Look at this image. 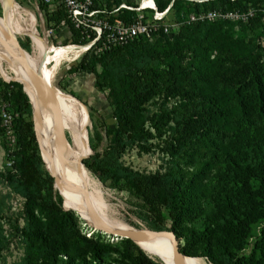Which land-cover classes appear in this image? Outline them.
<instances>
[{"label": "trees", "instance_id": "1", "mask_svg": "<svg viewBox=\"0 0 264 264\" xmlns=\"http://www.w3.org/2000/svg\"><path fill=\"white\" fill-rule=\"evenodd\" d=\"M102 1L108 10L121 3L120 0H100V7ZM36 5L44 16L45 26H54L64 17L60 7L47 13L41 0H36ZM160 5L157 4L156 10L162 12L165 9ZM192 5L197 6V3ZM263 6L264 0H217L216 7L201 12L251 9L254 14L244 23L195 22L179 27L183 32L193 25L260 28L253 45L247 41L246 46L241 47L239 40L229 31L215 30L192 47L189 62L194 87L208 88L210 94L205 95L199 105L205 119L204 132L189 148L186 171L180 175H146L123 167L120 153L125 143L120 130L130 115L152 96L134 94L139 90L142 93L139 76H145V83L153 80L157 75L154 67L169 54L162 43L183 48V33L170 30L164 34L160 30L150 39L138 37L94 56L101 68L100 75H95L94 89L99 92L107 87L116 104L112 111L116 128L111 135L107 133L102 117L87 107L90 123L99 140L94 163L112 180L125 181L141 198L152 219L150 229L163 230L166 219L169 223L167 230L182 242V245L178 243L179 252L195 258V252L203 250L201 256L211 264H239L235 253L242 250L243 241L236 239L231 243L227 237L241 232L253 200L264 191V70L256 65L259 41L264 36V17L258 12ZM182 16L180 21L186 17ZM113 17L124 23L135 18L133 11L127 10H119ZM65 28L69 41L76 44V33L68 22ZM19 45L28 50V38L25 37V43ZM87 57L83 56L80 67L93 74L92 67L82 63ZM238 61L243 64L246 82L242 80L226 87L223 92H213L211 88ZM17 94L23 113L30 117L31 105L27 95L23 89H18ZM98 127L105 132L104 141ZM20 130L24 139H34L36 150L33 149L32 161H21L0 175L6 188L23 201L19 212L22 225H17L11 235L22 251L16 264H161L148 258L128 239L110 245L80 235L74 212L64 211L58 202L52 200L53 181L48 170L42 169L33 122L23 123ZM56 192L61 201L59 192ZM6 213L0 201V221L8 220ZM3 243L0 238V248ZM253 247L259 258L250 264H264L263 233L255 239Z\"/></svg>", "mask_w": 264, "mask_h": 264}, {"label": "rangeland", "instance_id": "2", "mask_svg": "<svg viewBox=\"0 0 264 264\" xmlns=\"http://www.w3.org/2000/svg\"><path fill=\"white\" fill-rule=\"evenodd\" d=\"M143 1L148 0H120L128 7L127 11H133L134 17L139 14L134 9H137ZM153 2L155 7L157 4H161L163 10L167 9L168 6L170 7L160 23L173 27L170 29L171 31L183 33V48L162 43V46L169 50V54L168 56L164 55L165 57L161 58L154 67L156 77L145 83V76H139L138 81L142 83L140 85L142 93L139 90L134 94L152 96L130 115L131 118L127 124L120 130V137L125 143V147L120 153V162L123 167L146 175H180L186 171L185 161L189 148L204 132L205 119L199 110V105L203 101V97L205 98V95L210 94L208 88L194 87L189 62L192 47L202 39L209 37V34L215 30L229 31L235 39L239 40L241 47L246 46L247 41L249 45H253L260 28L230 27L222 24L214 26L193 25L191 29L183 32L179 29V18L182 15L198 14L204 9L216 7L217 0H153ZM193 3H197V6H193ZM143 4L146 8H154L153 4L150 6H146V3ZM108 8L107 5L102 4V9L108 10ZM2 11H4L3 18L6 25L1 24V27H3L7 37L8 32H11L14 42L18 45L19 43L24 44L25 37H27L29 49L20 47L27 61L35 65L39 57L45 58L46 61L43 65H45L47 75L55 86L53 89L63 94L76 112L78 106L75 101L79 105V116L85 128L89 148L88 155L81 162L83 171L77 188L78 195L82 198L85 206L95 212L99 218L126 229L153 230L149 226L152 219L141 198L131 190L125 181H114L107 174L102 173L101 168L93 160L94 152L99 146V140L95 136L90 119L88 121L86 119L84 108L86 111L87 107L91 108L102 117L109 135L116 128V121L112 115L116 106L114 99L109 95L107 87H103L99 92L94 89L95 75L101 73V68L94 59V56H98L99 53L91 51L83 54L76 49L69 48L70 41L66 36V29L46 37L43 33L45 24L43 25L38 16L39 10L36 0H14L13 5L6 4L5 0H0L1 17ZM140 13L144 15L145 20L151 19L154 14L152 10L141 11ZM160 13L157 11V16ZM33 32L35 36H32ZM259 42L260 46L256 52V65L264 70V36ZM63 51L66 53L57 60L56 57ZM84 55L88 57L87 61L82 63L91 66L94 75L81 69L80 63ZM242 66L243 64L238 61L237 65H234L230 72L224 74L219 83L211 88L212 91L218 92L220 90L223 92L226 87L233 86L236 82H242V80L246 82V74ZM21 86L13 78L11 72L6 69L4 60L0 59V105H3L12 117L10 134L7 133V129L2 126L0 120V175L21 161L30 163L33 149L36 150L33 137V140L24 139L23 132L20 130L23 123H31L32 121L31 116L23 113L20 105L17 91L18 89L22 91ZM32 122L35 131H39V125L35 120ZM97 131L101 133L104 141L105 132L103 129L98 127ZM42 143H44L43 138ZM44 145L46 144L44 143ZM42 152V154L39 153L40 158H43H41L42 169L47 171V165H45L47 163L58 173L61 169V162L55 160L52 155L47 157L43 149ZM44 191H47V188H44ZM56 191L59 192L61 201L58 199ZM52 196L54 202H58L64 211H68L64 209V201L59 187L54 188ZM0 201H2L4 211L7 212L6 215L8 216V220L0 221V238L4 240L3 246L0 248V264H16L22 251L17 240L12 239L11 235L17 225L19 227L22 225L19 212L23 201L6 188L1 176ZM73 215L80 235L86 238H95L102 244L113 245L117 243L118 240L94 231L80 216L75 213ZM164 220L165 228L163 230H167L169 223L166 219ZM241 228L239 234H231L227 237L231 243H234L236 239L243 241V248L235 253L237 256L235 258L239 264L257 262L259 257L256 256L257 252L253 244L256 238L262 233L264 234V191L257 194L256 199L253 200L252 209ZM178 243L182 245L181 241ZM195 253L197 255L195 258L199 259L200 264H211L206 257L201 256L203 250Z\"/></svg>", "mask_w": 264, "mask_h": 264}, {"label": "bare ground", "instance_id": "3", "mask_svg": "<svg viewBox=\"0 0 264 264\" xmlns=\"http://www.w3.org/2000/svg\"><path fill=\"white\" fill-rule=\"evenodd\" d=\"M5 3L13 5L14 0H10V2L5 0ZM143 3H146V6L153 4L154 8L148 9L152 11L155 9L154 14L157 18L166 15L170 8L168 6L163 13L157 16L155 4L151 0L143 1L141 3L142 7H144ZM2 12L3 15L2 17L0 16V59L4 60L6 69L22 85L23 92L27 95L30 105L32 106L34 102L37 103L38 117L35 119V122L39 125L40 130L35 132L38 150L42 154L43 149L47 157L52 155L55 160L61 162V169L58 173L49 164L46 163L45 165H47L48 172L53 174L61 183L59 188L64 201V209L80 216L90 227L99 226L101 228L129 232L143 231L134 228L126 229L113 222L105 221L95 213L92 214L93 211L83 203L82 198L78 195L77 188L83 171L81 162L88 155L89 148L87 146L85 128L79 116V105L71 98L78 106V111L76 112L67 98L53 89L55 86L52 84V80L49 79L47 69L43 65L46 61L45 58L39 57L35 65L31 64L27 61L24 52L22 51L21 53L19 51L11 32H8L7 37L3 27H1V24L6 25L3 18L4 11ZM32 36H35L34 32ZM64 53L66 52H61L56 59L59 60L64 56ZM20 55H23L25 63L19 60ZM50 58L52 59V57ZM30 71L36 76L40 90L39 96L35 99L32 96L33 88L30 82ZM42 138L46 145L42 143ZM133 242L144 247L152 246L158 250H161V247L164 246L168 248L170 245L169 238L164 236L157 237L155 235L147 238L133 239ZM169 259L170 257H167V260ZM180 260L181 264H200L199 259L187 257L181 253Z\"/></svg>", "mask_w": 264, "mask_h": 264}, {"label": "built area", "instance_id": "4", "mask_svg": "<svg viewBox=\"0 0 264 264\" xmlns=\"http://www.w3.org/2000/svg\"><path fill=\"white\" fill-rule=\"evenodd\" d=\"M41 3L45 5L47 13L53 12L57 7H60L64 11V17L54 26H45L44 16L41 12L38 13L40 21L44 25V35L50 37L55 33L61 32L66 29V22H68L76 33L75 37L77 39L76 44L70 42L68 47L76 49L83 54L91 51L94 53L98 52L99 54L107 52L115 47L123 46L138 37L150 39L160 30L162 33L168 34L170 29L173 28L160 23L165 18V15L157 18L153 14L151 19L145 20L144 15L140 12L150 11V9L142 7L140 4L137 9H134L139 14H136L131 22L124 23L113 17L119 10L128 9L124 3H120L115 9L108 11L100 7V0H41ZM154 11L155 9L153 13ZM258 12L264 17V6ZM253 14L254 11L251 9L232 12L211 10L188 15L180 21L179 25L214 21L244 23ZM0 120L2 126L7 129V133L10 134L12 117L3 105H0Z\"/></svg>", "mask_w": 264, "mask_h": 264}, {"label": "water", "instance_id": "5", "mask_svg": "<svg viewBox=\"0 0 264 264\" xmlns=\"http://www.w3.org/2000/svg\"><path fill=\"white\" fill-rule=\"evenodd\" d=\"M8 2H10V0H8ZM17 47L19 49V51L22 53V49L20 48V46L17 43ZM19 60L22 63H25V59L23 57V55H20ZM30 73V82L33 88V98L35 99L37 96H39L40 94V90L37 84V80H36V76L33 74L32 71L29 72ZM82 107L84 108V106L82 105ZM31 120L34 121L35 119H37L38 117V109H37V103H33L31 108ZM85 112H86V119L87 121L89 120L88 114L86 109L84 108ZM103 138L105 140V135H103ZM48 176L52 179L53 181V188L55 187H59L61 186L60 181L53 175V174H49ZM95 212H93L92 214H94ZM94 231H98L101 232L105 235L111 236L114 240H119V239H128L130 241L133 242V239H140V238H147V237H151L153 235L157 236V237H167L169 238L170 241V245L168 248L161 247V250L156 249L155 247H144V246H140L135 244L141 251H143L148 258L153 259V260H157L159 261L161 264H181V260H180V252H179V248H178V241L176 240L175 235L173 234L172 231L169 230H160V231H155V230H143V231H133V232H129V231H119V230H115V229H110V228H101L99 226H94L92 227ZM167 257H170V261L167 260Z\"/></svg>", "mask_w": 264, "mask_h": 264}]
</instances>
